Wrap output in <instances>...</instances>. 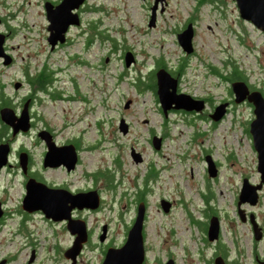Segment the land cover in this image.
I'll return each mask as SVG.
<instances>
[{
	"label": "rangeland",
	"instance_id": "obj_1",
	"mask_svg": "<svg viewBox=\"0 0 264 264\" xmlns=\"http://www.w3.org/2000/svg\"><path fill=\"white\" fill-rule=\"evenodd\" d=\"M45 2L0 0V31L9 33L6 53L11 59L6 63L0 56V101L7 97L8 106L16 110L27 94L33 92L37 99L32 109L35 125L29 132L14 135L0 117V142H11L9 163L0 172V200L6 210L0 220V260L72 261L64 254L75 235L67 222L52 221L41 209L22 208L28 176L18 150L25 146L39 180L100 192L98 208L74 211L91 232L76 264H101L105 242L123 243L143 188H148L145 264H165L171 257L175 264H210L219 243L227 246V255L236 264H264V184L256 204L242 202L244 220L238 205L244 178L252 184L261 181L258 152L247 131L253 106L235 102L233 80L225 78L234 63L249 85L264 93V31L241 17L236 0H159L153 26L149 21L155 0H87L82 23L68 30V43L52 49ZM189 21L195 29L191 53L178 39ZM129 50L135 61L127 66ZM159 58L165 59L168 69L187 59L178 90L209 98L202 112L171 109L166 115L157 93L138 89L139 77L147 80ZM43 67L56 71V96L35 90L28 81ZM18 81L22 84L16 87ZM225 99L231 104L215 124L209 113ZM122 118L127 131L120 126ZM37 127L53 129L59 142L77 139L80 161L75 169L43 165L46 144L39 140ZM153 134L164 136L159 149L153 145ZM207 155L216 163V175L208 172ZM162 199L171 202L169 211L163 209ZM211 208L221 230V240L214 243L199 223H209ZM252 213L262 228L260 239L255 237ZM104 225L106 238L101 240Z\"/></svg>",
	"mask_w": 264,
	"mask_h": 264
},
{
	"label": "water",
	"instance_id": "obj_2",
	"mask_svg": "<svg viewBox=\"0 0 264 264\" xmlns=\"http://www.w3.org/2000/svg\"><path fill=\"white\" fill-rule=\"evenodd\" d=\"M85 0H61L54 4L52 1H46L45 7L48 19L50 21L48 29L50 33L48 40L52 48H55L58 42L66 40L69 27L73 24H80V15L76 9ZM239 12L242 18L251 21L256 27L264 31V0H236ZM159 0H155L152 5V12L149 25L156 24L157 8ZM195 33L194 24L189 21L187 25L178 32V39L187 53L194 50L193 36ZM5 35L0 32V56L5 57V62L11 61L10 56L4 49ZM135 61L134 54L129 50L125 53V64L131 65ZM156 93L160 100L162 110L167 115L171 109H185L187 111H201L205 108L206 102L203 98L194 97L192 94L179 91L178 85L180 78L174 75L167 67L160 66L155 70ZM21 82H16L19 87ZM231 89L234 93V101L242 102L248 100L253 104L254 118L250 121L249 130L253 136V144L258 152V169L261 171V181L258 184H252L247 177L244 178L243 186L238 198L239 212L242 219H246L244 209L241 204L249 201L256 204L259 199V188L264 184V93L258 88L251 89L249 83L244 79H235L231 82ZM130 99L127 100L128 106ZM229 101H222L215 106L210 113L215 121L220 120L227 112ZM1 119L10 124L13 128V134L19 131H28L31 127L30 99H27L20 114L11 106L0 108ZM121 128L127 131L128 125L124 118L121 119ZM39 136L47 142L48 150L43 159V165L60 166L65 165L67 170L76 168L79 160V151L73 143L58 145L53 139L52 134L47 129H41ZM153 145L159 149L162 146V137L153 136ZM11 150L10 141L0 142V172L2 168L9 163V153ZM20 164L24 173L28 172V153H20ZM136 158L140 156L137 154ZM208 160V172L210 175L217 174V166L210 155L206 156ZM26 193L23 197L22 208L27 211L41 209L47 217L56 220H67V226L75 234L73 244L65 249L64 254L71 258V264H76L77 257L82 251L84 243L89 239L87 222L84 218L74 217L73 209L91 208L96 209L101 202V195L97 188L80 190L74 192L61 186H52L35 176H30L25 183ZM162 205L168 210L170 203L162 199ZM5 209L0 200V218L4 215ZM145 221V202L140 201L138 213L130 227L126 241L120 246L110 245L105 253L101 264H143L146 258L145 238L143 233ZM256 239L262 237V228L251 214ZM107 227L104 225L100 239L106 238ZM220 219L213 215L210 219L208 228V238L214 240L220 235ZM32 253L31 260L34 258ZM6 258L0 260V264H5ZM216 263H224L223 257H217ZM165 264H174L173 258H169Z\"/></svg>",
	"mask_w": 264,
	"mask_h": 264
},
{
	"label": "flooded vegetation",
	"instance_id": "obj_3",
	"mask_svg": "<svg viewBox=\"0 0 264 264\" xmlns=\"http://www.w3.org/2000/svg\"><path fill=\"white\" fill-rule=\"evenodd\" d=\"M46 1H51V0H46ZM53 2H54V4L55 3H59L61 0H57V1H54V0H52ZM87 2V0H85L77 9H76V11H78V13H79V15H80V24L82 23V12L84 11V10H86V8H85V3ZM47 13V12H46ZM48 17V16H47ZM80 24H75V25H80ZM72 26H74V24L73 25H71L70 27H69V30L71 29V27ZM0 32H3V34L5 35V41H6V39H7V36L9 35V33H7L6 31H0ZM67 38H66V40L64 41V42H58L57 43V45L55 46V48L56 47H58V46H60V45H63V44H65V43H68V41H69V37H68V32H67V36H66ZM89 39V38H88ZM5 43V45H4V49H5V51H7L8 52V50H7V47H6V43H7V41L6 42H4ZM52 49H54V48H52ZM12 59H13V57H12ZM21 84H22V82H21ZM251 87V86H250ZM251 89H253L252 87H251ZM197 98H203L204 100H205V102H206V104H207V102L209 101V98H207V97H197ZM27 99H30V113H31V127H30V129L28 130V131H23V132H29V131H31V129H33V126L35 125V123H34V119H33V114H32V109H33V105H34V103L37 101V99H36V96L33 94V92H31L30 94H27L26 96H24L23 98H22V100L20 101V104H21V109L20 108H18V109H16V112L18 113V114H20V112H21V110H22V108H23V106H24V104H25V102H26V100ZM233 100H234V97H233ZM222 101H229V105L231 104V101L230 100H227V99H225V100H222ZM221 101V102H222ZM245 101H248V100H245ZM249 102V101H248ZM252 106H253V104L251 103V102H249ZM217 104H215L214 105V109H215V106H216ZM229 105H228V109H229ZM228 111V110H227ZM200 112H202V111H200ZM211 113V112H210ZM210 113H209V116H210ZM255 116V115H254ZM211 117V116H210ZM214 120V119H213ZM220 122V120H218V121H215L214 120V123L215 124H217V123H219ZM250 126V125H249ZM47 129L51 134H52V136H53V139L57 142V144L58 145H62V144H68V143H73V144H75L76 146H77V149H78V151L80 152V145H79V143H78V141H77V139H75V138H67L66 140H64V141H62V142H59V141H57L56 140V133L53 131V129H51V128H47V127H41V128H38L37 127V134H38V137H39V140L40 141H42V140H44V142H45V144H46V149H45V154H46V152H47V150H48V147H47V142H46V140L44 139V138H42V137H40L39 136V131L41 130V129ZM247 131L250 133V135L252 136V134H251V132H250V130H249V127H247ZM19 132H21V131H19ZM154 135H156V134H153V136ZM157 135H159V134H157ZM153 136H152V142H153ZM161 137H162V142H163V140H164V136H162V135H160ZM252 139H253V136H252ZM11 143V142H10ZM23 151H26L27 153H28V172L27 173H25L27 176H28V178L30 177V176H35L36 177V175H38L36 172H34L33 170H32V168H30V163L32 162V160H31V153H30V151H29V149H27L25 146H21V148H20V150H18V154H19V156H20V153L21 152H23ZM45 154H44V156H45ZM44 159V158H43ZM19 161H20V158H19ZM79 161H80V156H79V160H78V163H79ZM50 167H52V166H48L47 168H50ZM55 167H64V168H66V166L65 165H60V166H55ZM66 170H67V168H66ZM69 171V170H68ZM72 171V170H71ZM27 178V179H28ZM63 186H61V187H65V188H68V189H70V190H72V191H74V192H77V191H80L81 189H76L75 187H73V188H71L68 184H62ZM146 198V197H145ZM167 201H169V200H167ZM144 202L146 203V201L144 200ZM140 203V202H139ZM169 203H170V206H169V208H168V210H165L164 209V207H163V205H162V207H163V209L165 210V211H169L170 209H171V202L169 201ZM138 204V203H137ZM162 204V203H161ZM139 205V204H138ZM75 210H77V211H81V209H79L78 207H75L74 209H73V211H72V213L75 211ZM82 210H84V209H82ZM85 210H92V209H90V208H88V209H85ZM76 212H74L73 213V216L74 217H77V214H75ZM137 213H138V207H137V211H136V213H135V216L133 217V220H132V222L131 223H129L128 224V228H127V233H126V236H125V238H124V241H123V243L126 241V239H127V235H128V231H129V229H130V227L132 226V224H133V222L135 221V218H136V216H137ZM5 215H6V210H5V213H4V215H3V217H1L0 218V220H2V219H4L5 218ZM46 216V215H45ZM213 216V215H212ZM217 216V215H216ZM47 217V216H46ZM48 219H50V220H54V221H56V219H53L52 217H47ZM210 219H211V217H210ZM210 219H209V223H208V226H207V237H208V228H209V225H210ZM146 220H147V211H146V205H145V221H144V225H145V223H146ZM62 221H66L67 222V220L66 219H62ZM88 232H89V239H90V237H91V232H90V228H89V230H88ZM143 233H144V238H145V226H144V228H143ZM101 235V234H100ZM221 235V234H220ZM220 235H219V237L218 238H216V239H218V240H221V237H220ZM74 236V238H73V241H74V239H75V235H73ZM87 240L85 243L87 244L90 240ZM204 239H206V237H205V235H204ZM216 239H214L215 240V242L216 241H218V240H216ZM210 240V239H209ZM214 240L212 241L211 240V242L212 243H214ZM72 241V242H73ZM85 243H84V245H85ZM122 243V244H123ZM73 244V243H72ZM71 244V245H72ZM121 244V245H122ZM70 245V246H71ZM110 245H113L111 242H109V241H107V242H105L104 244H103V252H104V254L106 253V250H107V248L110 246ZM114 246H117V245H114ZM118 246H120V245H118ZM69 247V246H68ZM67 247V248H68ZM145 249H146V243H145ZM65 251V250H64ZM223 248H222V244H218L217 245V247L215 248V251L213 252V254H212V256H211V258L208 260V262L210 263V264H217L216 263V258L217 257H223V259H224V263H221V264H236L228 255L227 256H225V255H223ZM81 253V252H80ZM105 256V255H104ZM6 258V257H5ZM172 258V257H171ZM103 259H104V257H103ZM103 259H102V261H103ZM146 260H147V257L145 258V260H144V262H143V264H145V262H146ZM173 260H174V258H173ZM8 261V258H6V262ZM166 263V262H165ZM174 264H175V260H174Z\"/></svg>",
	"mask_w": 264,
	"mask_h": 264
},
{
	"label": "trees",
	"instance_id": "obj_4",
	"mask_svg": "<svg viewBox=\"0 0 264 264\" xmlns=\"http://www.w3.org/2000/svg\"><path fill=\"white\" fill-rule=\"evenodd\" d=\"M205 0H200V2H204ZM96 24L98 25V20H96ZM94 28H97L96 25H93ZM98 32V29H97ZM99 33H102V31L99 30ZM104 36V35H102ZM105 37V36H104ZM93 38L90 36L88 39V44L90 42H92ZM187 59L184 58L183 60H181L179 62V64L177 65V67L175 69H170L171 72L178 76L179 78L181 77V75L185 72L186 70V66H187ZM160 66H165L167 67V63L165 61L164 58H159L157 60V67ZM215 72H219L217 71V68H214ZM155 70L156 68L152 69L150 71V74L148 75V79L147 80H142V78L139 77L137 83V87L139 90H145V89H150L152 91L155 92L156 94V76H155ZM226 79H231V80H235V79H244L247 81V75L244 74L242 71H240L238 69V67L233 63V66L230 69V74L225 76ZM57 80L56 77V71L52 70V69H47V67H43V69L41 71H37L36 73L28 76V81L32 84V87L37 90V91H43V92H47V91H54V82ZM53 95H58L56 92H53ZM10 105V100L3 96V100L0 101V108L3 106H8ZM96 174V173H95ZM104 174L110 179H113V175L108 174L107 171L104 172ZM154 173H151L148 175L151 176ZM148 177L146 178V181L148 180ZM111 183L113 184V182L111 181ZM148 188H143L142 190H140V192L138 193L137 196V201H144L146 197V192H147ZM208 216H212V215H216L215 210L213 208L209 209V212H207ZM200 225L203 227V229L207 232V226L208 224L206 222H200ZM223 248V255L227 256L229 249H227L226 245L222 246Z\"/></svg>",
	"mask_w": 264,
	"mask_h": 264
}]
</instances>
